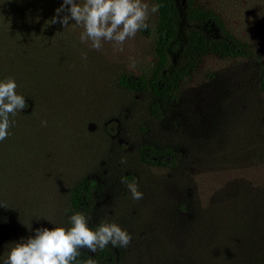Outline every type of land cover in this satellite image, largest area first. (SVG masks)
<instances>
[{
  "label": "rangeland",
  "instance_id": "obj_1",
  "mask_svg": "<svg viewBox=\"0 0 264 264\" xmlns=\"http://www.w3.org/2000/svg\"><path fill=\"white\" fill-rule=\"evenodd\" d=\"M195 5L214 13L247 55L201 56L172 100L119 89V75L147 77L153 66L151 14L149 32H138L122 52L106 42L87 60L57 65V81L27 99L22 112L41 125L46 143L22 183L0 188V201L8 205L0 206V256L10 243L34 235L28 224L68 227L67 193L91 178L97 186L89 226L109 219L132 237L126 248L108 245L115 264H264V103L258 90L264 0ZM73 26L80 41L83 29ZM83 44L91 48L90 41ZM61 99L76 107L36 108ZM156 103L157 116L150 113ZM144 144L172 148L179 159L173 167L144 165L138 160ZM122 178L138 181L143 199L134 200ZM82 250L91 257L98 252Z\"/></svg>",
  "mask_w": 264,
  "mask_h": 264
},
{
  "label": "trees",
  "instance_id": "obj_2",
  "mask_svg": "<svg viewBox=\"0 0 264 264\" xmlns=\"http://www.w3.org/2000/svg\"><path fill=\"white\" fill-rule=\"evenodd\" d=\"M61 3L62 0H0V53L4 61L0 65V80L14 77L18 85L16 91L25 97L26 103L27 99L32 101L43 93L47 83L51 87L57 81L58 66L65 69L82 52L92 57L96 53L76 38L74 22L66 28L58 22H50ZM152 4L159 5L152 20L153 66L147 77L119 75L115 80L117 88L172 100L179 82L190 75L201 56L212 54L234 58L247 55L246 46L224 29L214 13L196 6L195 0H152ZM68 44H71L69 48ZM45 47L49 52L43 54ZM32 52L36 55L31 56ZM40 54L43 55L33 58ZM49 63L58 67V71ZM258 90L264 103V65L260 67ZM74 104L61 99L45 104L39 102L36 108H75ZM157 106L156 103L150 108V113L155 116L158 115ZM27 117L22 110L10 116L14 125L9 129L7 139L0 141V188L22 183L21 177L26 173L28 163L35 160L39 145L46 143L42 141L44 130L41 125L29 123ZM178 159V152L169 147L144 144L138 149V160L144 165L173 167ZM96 186L94 179L82 178L70 187L66 200L71 214L83 212L88 215L93 210ZM81 251L78 261H86L90 255ZM92 258L97 264H115L114 252L109 246L98 250Z\"/></svg>",
  "mask_w": 264,
  "mask_h": 264
},
{
  "label": "clouds",
  "instance_id": "obj_3",
  "mask_svg": "<svg viewBox=\"0 0 264 264\" xmlns=\"http://www.w3.org/2000/svg\"><path fill=\"white\" fill-rule=\"evenodd\" d=\"M158 11V4L150 5L145 0H62L50 22H58L63 28L74 22L83 29L79 38L81 43L90 41L91 48L99 51L107 42L114 50L122 52L126 41L149 28L150 15ZM81 58L87 60V54L82 52ZM130 60L129 67L134 69L136 62ZM17 87L14 77L0 80V141L7 139L9 129L14 125L10 116L29 107L25 97L17 93ZM41 124L46 127L47 121H41ZM120 163L126 164V158L122 157ZM121 182L134 200L143 199L138 181L122 178ZM0 206L8 208L3 201ZM27 227L34 235L10 243L6 256H0L2 264H97L91 256L86 261H78L81 250L95 254L108 245L126 248L132 239L127 230L109 219L102 220L95 228L90 227L83 212H74L69 217L68 227L31 229L30 224Z\"/></svg>",
  "mask_w": 264,
  "mask_h": 264
}]
</instances>
